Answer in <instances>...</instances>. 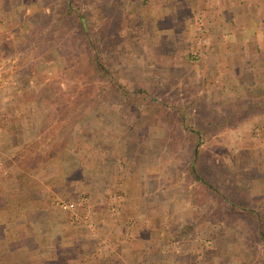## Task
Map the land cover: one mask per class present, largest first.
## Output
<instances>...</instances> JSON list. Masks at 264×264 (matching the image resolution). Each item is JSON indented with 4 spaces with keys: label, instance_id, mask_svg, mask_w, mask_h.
I'll use <instances>...</instances> for the list:
<instances>
[{
    "label": "rangeland",
    "instance_id": "rangeland-1",
    "mask_svg": "<svg viewBox=\"0 0 264 264\" xmlns=\"http://www.w3.org/2000/svg\"><path fill=\"white\" fill-rule=\"evenodd\" d=\"M167 1L71 0L68 14L67 0H0V189L29 192L10 202L30 207L37 262L62 243L53 261L156 246L173 264H264L262 53L242 42L234 63L214 41L234 29L227 13ZM147 225L155 242L138 254Z\"/></svg>",
    "mask_w": 264,
    "mask_h": 264
},
{
    "label": "crops",
    "instance_id": "crops-1",
    "mask_svg": "<svg viewBox=\"0 0 264 264\" xmlns=\"http://www.w3.org/2000/svg\"><path fill=\"white\" fill-rule=\"evenodd\" d=\"M184 1L185 0H168L167 7L173 8L176 6L179 8V4L184 3ZM212 1L215 2L212 3ZM202 4H204V7L206 6L213 10L220 9L222 12L224 11L225 14L227 13V15L232 18V21H235L234 23H230L234 29L225 31H222L221 27L217 25V22H214V25L216 24L220 28V32H218V34L215 33L214 35V41L227 42V44L230 42V48L222 50L223 56H228L235 63L236 55L240 53L241 55H244L245 51H247L246 48L243 50L239 48L241 47L242 42H249V44H251L250 46L253 47L250 55L253 53L256 55L257 52L262 53L263 64H259L256 67L259 68L262 65L264 66V34H262V30H264V0H247L243 5L239 4V2L237 4L235 0H202ZM188 5L191 7L190 2H188ZM228 10H231L232 14L231 12H228ZM260 19L263 20L261 21ZM233 41H235L237 47L233 46ZM238 41H240V43ZM208 53L219 56L218 53H220V49H217V46L212 47L209 44ZM238 64L240 65L242 62ZM5 164L13 167L10 159H8ZM3 184L5 187L0 189V264H72L73 261L76 262V259L72 258L68 262L66 260L63 261L62 257L58 259V262H56V260L53 261L47 254L49 250L53 249L57 251L60 250V253L63 252L64 246H61L62 243L59 245L56 244L54 247L47 246L45 244L40 245L38 262L34 260V253L38 250L33 247L30 249L27 244L24 245L22 243L23 238L26 236H24V234H31L29 221L26 218L27 216H24L25 210H28L30 207H28L27 204L26 207L22 204L21 211L14 210L10 202V199L16 197L18 201L29 203V192H27V189L21 185L17 187L16 192L13 184H6L5 182H3ZM36 205L38 206L39 204ZM152 229L154 230V225H149V227L147 225L137 232L138 235L132 242L134 248L133 250H138V252L135 251L136 253L139 254V250H142V247L143 249H147L148 245H154L155 241L152 240L151 237ZM146 234H149V236L147 237ZM155 248L152 249H154L153 251L157 254V256L152 254V249H148L146 253L141 254V257L135 254L132 256L124 255V258H121V260H115L116 263L113 264H173L170 261L163 260L164 257L161 255L163 252L160 248L159 250H156ZM74 262L73 264H78ZM99 263L102 264L101 262ZM186 263H188L187 260H185V264ZM86 264H88V262H86ZM89 264L96 263L93 261Z\"/></svg>",
    "mask_w": 264,
    "mask_h": 264
},
{
    "label": "trees",
    "instance_id": "trees-1",
    "mask_svg": "<svg viewBox=\"0 0 264 264\" xmlns=\"http://www.w3.org/2000/svg\"><path fill=\"white\" fill-rule=\"evenodd\" d=\"M72 5H71V0H67V2L65 3V9H66V12L68 13V14H73V8L71 7ZM77 19V24H78V27H79V30H80V32H81V36H82V38H83V40H84V43L87 45V46H90L91 48H94V49H96L97 50V46L99 45V40L97 39V38H93L92 40L89 38V32H88V29H87V27H86V24H85V22H84V17L81 15V14H79L77 17H76ZM94 56H96V55H94ZM94 63V65H95V70L96 71H99L102 75H104V76H107L108 74H107V69H105L102 65H101V63L100 62H97V61H94L93 62ZM262 88H263V90H264V83L262 84ZM254 89H256V90H261V88H260V86H256V87H254ZM262 101H263V103H264V96H263V98L261 99V101H258L257 103H259V104H262ZM196 155V152H194V156ZM193 156V157H194ZM195 171L196 170H193V169H190V174L193 176V178L194 179H197V180H199V177L195 174Z\"/></svg>",
    "mask_w": 264,
    "mask_h": 264
},
{
    "label": "built area",
    "instance_id": "built-area-1",
    "mask_svg": "<svg viewBox=\"0 0 264 264\" xmlns=\"http://www.w3.org/2000/svg\"><path fill=\"white\" fill-rule=\"evenodd\" d=\"M65 205V204H64ZM63 207H66V206H63Z\"/></svg>",
    "mask_w": 264,
    "mask_h": 264
}]
</instances>
